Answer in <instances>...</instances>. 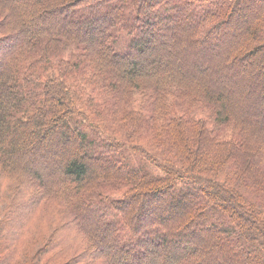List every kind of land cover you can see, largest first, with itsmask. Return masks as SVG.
<instances>
[{
    "label": "trees",
    "instance_id": "16d2710c",
    "mask_svg": "<svg viewBox=\"0 0 264 264\" xmlns=\"http://www.w3.org/2000/svg\"><path fill=\"white\" fill-rule=\"evenodd\" d=\"M263 201L264 0H0V264H264Z\"/></svg>",
    "mask_w": 264,
    "mask_h": 264
},
{
    "label": "rangeland",
    "instance_id": "374dc122",
    "mask_svg": "<svg viewBox=\"0 0 264 264\" xmlns=\"http://www.w3.org/2000/svg\"><path fill=\"white\" fill-rule=\"evenodd\" d=\"M184 54L186 55V56H184V58L185 59H187V60H189L190 59V57H189V54L187 53V51L186 50H184ZM192 72V71H191ZM227 82L229 83V86H233V87H236L237 88V93H234V96H235V99H234V101H235V105L237 106L236 108H237V110H238V113H239V116H245V113L247 112V111H250L251 112V114H250V116H251V119L252 120H261V118H260V115H256V114H253V113H256L257 112V110H260L259 108H260V106L259 105H257V104H254V103H252V108L254 107L255 109H250L249 108V104L248 103H246V104H244V99H245V97H247V96H245V94H249L248 96H249V99L252 101V99L254 100V99H256L257 100V93L256 92H253V93H251L249 90H247L248 88H249V86H247V84H245L246 86H244V84L242 83V85H240L239 87L236 85V84H233V81L231 80V79H227ZM221 83H223V82H221ZM228 83H225V84H228ZM217 85H220V80H219V84H215V86H213V87H216ZM234 90V89H233ZM236 90V89H235ZM248 99V98H247ZM259 100V99H258ZM255 110H256V112H255ZM193 112V114H194V116L197 118V119H199V120H202L203 122H205L206 124H209L211 121L209 120V113H208V110H205V109H201V108H196L195 110H193L192 111ZM108 126H110V122H109V124H108ZM209 127L210 128H213V126L212 125H209ZM109 129V128H108ZM111 130V129H110ZM222 130V132H221V134H222V138L224 139V140H226L227 142H230V141H233V140H236L235 139V136H234V134H233V132H232V130L230 129V128H226V127H224V129H221ZM117 136L119 137V138H123V136L122 135H118L117 134ZM142 144H144V145H147V142L145 141V140H143L142 141ZM143 145V146H144ZM69 151V152H71V150H72V147L71 146H66V148H65V151ZM32 155H29L28 156V158L27 159H36L38 156H39V153H37V154H35V156L34 157H31ZM26 160V159H25ZM44 163H46V161H42L41 163H39L38 164V166L39 167H42V168H45V164ZM48 163V162H47ZM3 186H6L5 184H2ZM264 202V201H263ZM44 204L45 203H43V204H41V205H38V207H37V209L35 210V212H45V210L43 209V207H44ZM21 232H22V230H21ZM26 233V230L24 231V233L23 234H25ZM44 236H46V234H44L41 238H43ZM40 238V239H41ZM41 240H43V239H41ZM37 242V241H36Z\"/></svg>",
    "mask_w": 264,
    "mask_h": 264
}]
</instances>
